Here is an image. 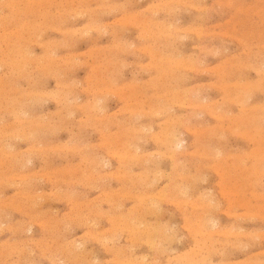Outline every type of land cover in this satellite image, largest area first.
Here are the masks:
<instances>
[{
  "label": "rangeland",
  "instance_id": "374dc122",
  "mask_svg": "<svg viewBox=\"0 0 264 264\" xmlns=\"http://www.w3.org/2000/svg\"><path fill=\"white\" fill-rule=\"evenodd\" d=\"M0 40V264H264V0H0Z\"/></svg>",
  "mask_w": 264,
  "mask_h": 264
},
{
  "label": "bare ground",
  "instance_id": "6f19581e",
  "mask_svg": "<svg viewBox=\"0 0 264 264\" xmlns=\"http://www.w3.org/2000/svg\"><path fill=\"white\" fill-rule=\"evenodd\" d=\"M118 1V0H117ZM96 2V1H95ZM168 2H171V1H168ZM186 2V1H185ZM190 2V1H189ZM64 3V2H63ZM187 3V2H186ZM35 4V3H34ZM159 4V3H158ZM166 4V3H165ZM184 4V3H183ZM161 5V4H160ZM167 5V4H166ZM185 5V4H184ZM149 6V5H148ZM157 6V5H156ZM168 6H169V4H168ZM192 6H194V5H192ZM117 7V6H116ZM163 7V6H162ZM194 7H196V6H194ZM122 8V7H121ZM157 8V7H156ZM161 8V7H160ZM201 8V7H200ZM98 9V8H97ZM177 9V8H176ZM197 9H199V8H197ZM29 10V9H28ZM168 10V9H167ZM175 10V9H174ZM212 10V9H211ZM117 11H119V10H117ZM139 11V10H138ZM154 11H155V9H154ZM159 11V10H158ZM161 11V10H160ZM166 11V10H165ZM170 11V10H169ZM173 11V10H172ZM176 11V10H175ZM238 11V10H237ZM153 12V11H152ZM156 12V11H155ZM208 12V11H207ZM83 13V12H82ZM139 13H140V11H139ZM172 13V12H171ZM182 13V12H181ZM257 13V12H256ZM62 14V13H61ZM70 14V13H69ZM168 14V13H167ZM135 15V14H134ZM133 15V16H134ZM95 16V15H94ZM99 16V15H98ZM101 16V15H100ZM71 17V16H70ZM152 18H153V16H151ZM87 18V17H86ZM166 18V17H165ZM200 18H202L201 16H200ZM59 19V18H58ZM101 19V18H100ZM158 19V18H157ZM91 20V19H90ZM90 20H88V21H90ZM151 20V19H150ZM159 20V19H158ZM157 20V21H158ZM168 20V19H167ZM15 21V20H14ZM58 21V20H57ZM155 21V20H154ZM162 22H164L163 20H161ZM68 22V21H67ZM97 22V21H96ZM160 22V21H159ZM243 22V21H242ZM241 22V23H242ZM86 23V22H85ZM161 23V22H160ZM180 23V22H179ZM234 23V22H233ZM232 23V24H233ZM236 23V22H235ZM152 24H154V23H152ZM151 24V25H152ZM237 24V23H236ZM149 25V24H148ZM157 25V24H156ZM192 25V24H191ZM99 26V25H98ZM147 26V25H146ZM170 26V25H169ZM190 26V25H189ZM188 26V27H189ZM143 27V26H142ZM150 27V26H149ZM154 27V26H153ZM167 27V26H166ZM233 27V26H232ZM100 28V27H99ZM98 28V29H99ZM156 28H158V27H156ZM172 28V27H171ZM186 28V27H185ZM206 28V27H205ZM101 29V28H100ZM152 29V28H151ZM227 29H228V27H227ZM235 29V28H234ZM243 29V28H242ZM169 30V29H168ZM167 30V31H168ZM183 30V29H182ZM185 30H187V28L185 29ZM233 30V29H232ZM18 31V30H17ZM58 31V30H57ZM94 31V30H93ZM171 31V30H170ZM190 31H192V30H190ZM243 31V30H242ZM153 32V31H152ZM152 32H151V34H152ZM155 32V31H154ZM161 32H162V30H161ZM201 32V31H200ZM213 32V31H212ZM226 32V31H225ZM163 33V32H162ZM211 33V32H210ZM214 33H216V32H214ZM240 33V32H239ZM92 34V33H91ZM224 34V33H223ZM36 35V34H35ZM100 35V34H99ZM164 35H167V34H164ZM171 35H173V34H171ZM225 35V34H224ZM240 35V34H239ZM259 35V34H258ZM78 36V35H77ZM82 36H84V35H82ZM96 36V35H95ZM148 36V35H147ZM39 37V36H38ZM149 37V36H148ZM163 37V36H162ZM171 37V36H170ZM199 37H200V35H199ZM216 37V36H215ZM154 38V37H153ZM152 38V39H153ZM183 38V37H182ZM211 38V37H210ZM242 38H244V37H242ZM33 39V38H32ZM159 39V38H158ZM167 39H170V38H167ZM74 40V39H73ZM178 40V39H177ZM1 41V40H0ZM75 41V40H74ZM88 41V40H87ZM172 41V40H171ZM170 41V42H171ZM8 42V41H7ZM130 42V41H129ZM168 42V41H167ZM221 42V41H220ZM240 42V41H239ZM116 43V42H115ZM119 43V42H118ZM156 43H158V42H156ZM156 43H154V44H156ZM163 43H166V42H163ZM162 43V44H163ZM94 44H95V42H94ZM198 44V43H197ZM225 44V43H224ZM4 45V44H3ZM71 45V44H70ZM170 45V44H169ZM173 45V44H172ZM183 45V44H182ZM213 45V44H212ZM75 46V45H74ZM118 46V45H117ZM165 46V45H164ZM181 46V45H180ZM214 46V45H213ZM217 46V45H216ZM114 47H116V44H115V46ZM160 47V46H159ZM162 47V46H161ZM166 47V46H165ZM203 47V46H202ZM256 47V46H255ZM103 48V47H102ZM173 48V47H172ZM216 48V47H215ZM223 48V47H222ZM98 49V48H97ZM111 49V48H110ZM117 49V48H116ZM152 49V48H151ZM118 50V49H117ZM122 50V49H121ZM176 50V49H175ZM217 50V49H216ZM252 50V49H251ZM124 51V50H123ZM169 51V50H168ZM183 51V50H182ZM208 51V50H207ZM223 51V50H222ZM103 52V51H102ZM112 52V51H111ZM119 52V51H118ZM181 52V51H180ZM221 52V51H220ZM219 52V53H220ZM251 52V51H250ZM167 53V52H166ZM206 53V52H205ZM218 53V52H217ZM222 53V52H221ZM123 54H124V52H123ZM163 54V53H162ZM234 54V53H233ZM250 54V53H249ZM26 55V54H25ZM75 55V54H74ZM152 55V54H151ZM164 55V54H163ZM198 55V54H197ZM204 55V54H203ZM209 55V54H208ZM64 56V55H63ZM98 56H100V55H98ZM120 56V55H119ZM159 56V55H158ZM167 56V55H166ZM170 57H171V55H169ZM186 56V55H185ZM184 56V57H185ZM247 56V55H246ZM257 56V55H256ZM122 57V56H121ZM155 57V56H154ZM196 57V56H195ZM194 57V58H195ZM71 58V57H70ZM172 58V57H171ZM179 58H180V56H179ZM204 58V57H203ZM231 58H232V56H231ZM237 58H240V57H237ZM243 58V57H242ZM164 59V58H163ZM182 59V58H181ZM193 59V58H192ZM61 60V59H60ZM100 60V59H99ZM118 60V59H117ZM116 60V61H117ZM175 60V59H174ZM178 60V59H177ZM177 60H175V61H177ZM198 60H199V58H198ZM204 60V59H203ZM235 60V59H234ZM256 60V59H255ZM154 61H156V60H154ZM202 61V60H201ZM241 61V60H240ZM242 61H243V59H242ZM246 61V60H245ZM114 62V61H113ZM119 62V61H118ZM117 62V63H118ZM148 62V61H147ZM153 62V61H152ZM159 62V61H158ZM184 62V61H183ZM186 62V61H185ZM190 62V61H189ZM198 62V61H197ZM203 62V61H202ZM162 63V62H161ZM226 63H227V60H226ZM238 63V62H237ZM100 64V63H99ZM114 64V63H113ZM196 64H198V63H196ZM202 64V63H201ZM229 64H230V62H229ZM228 64V65H229ZM241 64V63H240ZM256 64V63H255ZM25 65V64H24ZM151 65H153V64H151ZM150 65V66H151ZM166 65V64H165ZM182 65V64H181ZM216 65V64H215ZM260 65V64H259ZM63 66V65H62ZM111 66V65H110ZM113 66H115V65H113ZM224 66V65H223ZM234 66H236V65H234ZM233 66V67H234ZM241 65H239V67H240ZM247 66V65H246ZM37 67V66H36ZM105 67V66H104ZM166 67V66H165ZM243 67V66H242ZM259 67V66H258ZM118 68V67H117ZM123 68V67H122ZM151 68V67H150ZM162 68V67H161ZM207 68H209V67H207ZM213 68V67H212ZM218 68V67H217ZM229 68H231V66L229 67ZM96 69V68H95ZM98 69V68H97ZM113 69V68H112ZM114 69H116V68H114ZM169 69H170V67H169ZM206 69V68H205ZM247 69H248V67H247ZM62 70V69H61ZM68 70V69H67ZM101 70V69H100ZM121 70V69H120ZM216 70H218V69H216ZM256 70V69H255ZM95 71V70H94ZM99 71V70H98ZM169 71V70H168ZM210 71V70H209ZM229 71V70H228ZM42 72V71H41ZM96 72V71H95ZM186 72V71H185ZM230 72V71H229ZM264 72V71H263ZM57 73H58V71H57ZM119 73V72H118ZM211 73H212V70H211ZM220 73H221V71H220ZM218 74V73H217ZM224 74H225V72H224ZM229 74V73H228ZM236 74H237V72H236ZM240 74V73H239ZM257 74H259V73H257ZM56 75V74H55ZM94 75V74H93ZM118 75V74H117ZM158 75H160V74H158ZM213 75V74H212ZM227 75V74H226ZM226 75H225V77H226ZM231 75V74H230ZM229 75V76H230ZM62 76V75H61ZM152 76V75H151ZM161 76V75H160ZM240 76V75H239ZM55 78V77H54ZM53 78V79H54ZM118 78V77H117ZM85 79V78H84ZM115 79H116V77H115ZM148 79V78H147ZM155 79V78H154ZM158 79V78H157ZM185 79V78H184ZM233 79V78H232ZM238 79V78H237ZM103 80V79H102ZM117 80V79H116ZM135 80V79H134ZM165 80V79H164ZM168 80V79H167ZM179 80V79H178ZM221 80V79H220ZM148 81V80H147ZM151 81V80H150ZM169 81V80H168ZM185 81V80H184ZM215 81V80H214ZM95 82H96V80H95ZM116 82V81H115ZM160 82V81H159ZM142 83V82H141ZM155 83V82H154ZM153 83V84H154ZM217 83V82H216ZM261 83V82H260ZM95 84V83H94ZM152 84V85H153ZM96 85H97V82H96ZM168 85V84H167ZM261 85V84H260ZM147 86V85H146ZM165 86V85H164ZM95 87V86H94ZM120 87V86H119ZM139 87V86H138ZM149 87V86H148ZM147 87V88H148ZM229 87V86H228ZM247 87V86H246ZM65 88H66V86H65ZM141 88V87H140ZM155 88V87H154ZM232 88V87H231ZM248 88V87H247ZM246 88V89H247ZM255 88V87H254ZM34 89V88H33ZM97 89V88H96ZM149 89V88H148ZM174 89V88H173ZM221 89V88H220ZM155 90V89H154ZM186 90V89H185ZM193 90V89H192ZM254 90V89H253ZM141 91V90H140ZM158 91V90H157ZM167 91V90H166ZM243 91V90H242ZM256 91V90H255ZM55 92V91H54ZM57 92V91H56ZM115 92V91H114ZM146 92V91H145ZM160 92V91H159ZM176 92V91H175ZM197 92V91H196ZM245 92H246V90H245ZM257 92V91H256ZM264 92V91H263ZM70 93V92H69ZM94 93V92H93ZM157 93V92H156ZM252 93V92H251ZM258 93V92H257ZM164 94V93H163ZM172 94V93H171ZM260 94V93H259ZM192 95V94H191ZM225 95V94H224ZM228 94H226V96H227ZM240 95V97H241V94H239ZM97 96V95H96ZM118 96V95H117ZM132 96V95H131ZM203 96V95H202ZM242 96H244V95H242ZM249 96V95H248ZM100 97V96H99ZM154 97V96H153ZM69 98V97H68ZM120 98V97H119ZM136 98V97H135ZM134 98V99H135ZM159 98H160V96H159ZM172 98H173V96H172ZM251 98V97H250ZM34 99V98H33ZM121 99V98H120ZM156 99V98H155ZM28 100V99H27ZM54 100V99H53ZM98 100V99H97ZM96 100V101H97ZM133 100V99H132ZM165 100V99H164ZM57 101V100H56ZM151 101V100H150ZM55 102V101H54ZM66 102V101H65ZM76 102V101H75ZM149 102V101H148ZM158 102H160V101H158ZM238 102H240V101H238ZM249 102V101H248ZM103 103H104V101H103ZM124 103H125V101H124ZM258 103V102H257ZM57 104V103H56ZM61 104V103H60ZM123 104V103H122ZM150 104V103H149ZM161 104V103H160ZM175 104H176V101H175ZM228 104V103H227ZM242 104V103H241ZM132 105V104H131ZM154 105V104H153ZM201 105V104H200ZM230 105V104H229ZM122 106V105H121ZM128 106V105H127ZM136 106V105H135ZM152 106V105H151ZM155 106V105H154ZM185 106V105H184ZM193 106V105H192ZM226 106V105H225ZM37 107V106H36ZM107 108V107H106ZM157 108V107H156ZM168 108H170V107H168ZM225 108H227V107H225ZM230 108V107H229ZM232 108V107H231ZM77 109V108H76ZM100 109V108H99ZM103 109V108H102ZM158 109V108H157ZM172 109V108H171ZM189 109V108H188ZM244 109V108H243ZM251 109V108H250ZM79 110V109H78ZM85 109H83V111H84ZM107 110V109H106ZM152 110V109H151ZM174 110V109H173ZM184 110V109H183ZM186 110V109H185ZM223 110V109H222ZM264 110V109H263ZM87 111V110H86ZM139 111V110H138ZM160 111V110H159ZM256 111V110H255ZM254 111V112H255ZM76 112H77V110H76ZM140 112V111H139ZM190 112H192V111H190ZM252 112V111H251ZM60 113V112H59ZM86 113V112H85ZM130 113H131V111H130ZM155 113V112H154ZM158 113V112H157ZM5 114V113H4ZM46 114V113H45ZM79 114V113H78ZM132 114V113H131ZM173 115V114H172ZM190 115V114H189ZM214 115V114H213ZM63 116H65V115H63ZM123 116V115H122ZM129 116H130V114H129ZM149 116H151V115H149ZM175 116V115H174ZM182 116V115H181ZM263 116V115H262ZM23 117H24V115H23ZM58 117H59V115H58ZM185 117V116H184ZM190 117V116H189ZM35 118V117H34ZM141 118H143V117H141ZM150 118V117H149ZM153 118V117H152ZM155 118V117H154ZM176 118V117H175ZM235 118H236V116H235ZM260 118V117H259ZM115 119V118H114ZM130 119V118H129ZM243 119V118H242ZM172 120V119H171ZM194 120V119H193ZM241 120V119H240ZM253 120V119H252ZM19 121V120H18ZM245 121V120H244ZM254 121V120H253ZM66 122V121H65ZM125 122V121H124ZM131 122V121H130ZM133 122V121H132ZM171 122V121H170ZM190 122V121H189ZM249 122V121H248ZM47 123V122H46ZM92 123H93V121H92ZM156 123V122H155ZM163 123V122H162ZM165 123V122H164ZM180 123V122H179ZM188 123V122H187ZM192 123V122H191ZM250 123V122H249ZM63 124V123H62ZM75 124V123H74ZM104 124V123H103ZM116 124V123H115ZM129 124V123H128ZM44 125V124H43ZM42 125V126H43ZM93 125V124H92ZM102 125V124H101ZM108 125V124H107ZM117 125V124H116ZM180 125V124H179ZM244 125V124H243ZM46 126V125H45ZM96 126V125H95ZM94 126V127H95ZM105 126H106V124H105ZM152 126V125H151ZM203 126V125H202ZM46 127H48V126H46ZM122 127V126H121ZM141 127V126H140ZM162 127V126H161ZM160 127V128H161ZM185 126H183V128H184ZM3 128V127H2ZM148 128V127H147ZM150 128V127H149ZM11 129V128H10ZM52 129V128H51ZM91 129V128H90ZM133 129V128H132ZM141 129V128H140ZM150 129H152V128H150ZM237 129V128H236ZM38 130V129H37ZM111 130V129H110ZM147 130V129H146ZM195 130V129H194ZM206 130V129H205ZM221 130H222V128H221ZM258 130V129H257ZM262 130V129H261ZM53 131V130H52ZM100 131V130H99ZM126 131V130H125ZM142 131H143V129H142ZM168 131V130H167ZM223 131V130H222ZM134 132V131H133ZM138 132V131H137ZM192 132V131H191ZM214 132V131H213ZM225 132V131H224ZM42 133H44V132H42ZM52 133V132H51ZM55 133V132H54ZM53 133V134H54ZM119 133V132H118ZM127 133H129V132H127ZM139 133V132H138ZM141 133V132H140ZM143 133V132H142ZM157 133V132H156ZM165 133V132H164ZM189 133V132H188ZM227 133V132H226ZM225 133V134H226ZM256 133V132H255ZM259 133H260V131H259ZM2 134V133H1ZM35 134H37V133H35ZM71 134V133H70ZM112 134V133H111ZM145 134V133H144ZM143 134V135H144ZM170 134H171V132H170ZM76 135V134H75ZM80 135V134H79ZM90 134H88V136H89ZM122 135H124V134H122ZM140 135V134H139ZM178 135V134H177ZM184 135V134H183ZM206 135V134H205ZM74 136V135H73ZM72 136V137H73ZM134 136V135H133ZM167 136V135H166ZM71 137V136H70ZM99 137V136H98ZM137 137V136H136ZM144 137V136H143ZM176 137H178V136H176ZM221 137V136H220ZM83 138V137H82ZM82 138H80V139H82ZM122 137L120 136V139H121ZM127 138V137H126ZM131 138H132V136H131ZM22 139V138H21ZM30 139V138H29ZM107 139V138H106ZM114 139V138H113ZM128 139V138H127ZM175 139H177V138H175ZM222 139V141H223V138H221ZM257 139H258V137H257ZM85 140V139H84ZM118 140V139H117ZM158 140V139H157ZM220 140V139H219ZM253 140H255V139H253ZM101 142H102V140H100ZM129 141V140H128ZM131 141V140H130ZM155 141V140H154ZM170 141V140H169ZM133 142H134V140H133ZM166 142V141H165ZM183 142V141H182ZM217 142V141H216ZM260 142V141H259ZM79 143V142H78ZM87 143V142H86ZM145 143V142H144ZM163 143H164V141H163ZM172 143V142H171ZM179 143V142H178ZM195 143V142H194ZM210 143V142H209ZM258 143V142H257ZM260 143H262V142H260ZM77 144V143H76ZM130 144V143H129ZM165 144V143H164ZM180 144V143H179ZM259 144V143H258ZM119 145V144H118ZM132 146H133V144H131ZM140 145V144H139ZM12 146V145H11ZM163 146H165L166 147V145H163ZM174 146V145H173ZM213 147H215L214 145H212ZM124 147V146H123ZM134 147V146H133ZM135 147H136V145H135ZM138 147V146H137ZM169 147V146H168ZM171 147V146H170ZM177 147V146H176ZM188 147V146H187ZM208 147L209 146H207V149H208ZM83 148H86V147H83ZM101 148H102V146H101ZM117 148H118V146H117ZM172 148V147H171ZM170 148V149H171ZM178 148H179V146H178ZM182 148V147H181ZM205 148V147H204ZM204 148H203V150H204ZM254 148H257V147H254ZM261 148V147H260ZM166 149V148H165ZM199 149V148H198ZM206 149V148H205ZM52 150H54V149H52ZM62 150V149H61ZM103 150V149H102ZM140 150H142V149H140ZM181 150V149H180ZM179 150V151H180ZM211 150H213V149H211ZM227 150V149H226ZM225 150V151H226ZM260 150V149H259ZM101 151V150H100ZM199 151V150H198ZM209 151V150H208ZM223 151V150H222ZM176 152V151H175ZM181 152V151H180ZM56 153V152H55ZM74 153V152H73ZM80 153H82V152H80ZM105 153V152H104ZM111 153V152H110ZM136 153V152H135ZM157 153V152H156ZM220 153V152H219ZM76 154V153H75ZM79 154V153H78ZM92 154V153H91ZM131 154V153H130ZM164 154V153H163ZM162 154V155H163ZM171 154H173V153H171ZM195 154V153H194ZM207 154V153H206ZM54 155V154H53ZM57 155V154H56ZM90 155V154H89ZM142 155V154H141ZM161 155V156H162ZM174 155H176L177 156V152H176V154H174ZM173 155V156H174ZM189 155V154H188ZM187 155V156H188ZM218 155V154H217ZM220 155V154H219ZM60 156V155H59ZM64 156V155H63ZM72 156V155H71ZM98 156V155H97ZM124 156H126V155H124ZM164 156V155H163ZM169 156V155H168ZM172 156V157H173ZM175 156V157H176ZM180 156H181V153H180ZM179 156V157H180ZM193 156V155H192ZM196 156V155H195ZM211 156V155H210ZM213 156V155H212ZM221 156V155H220ZM249 156V155H248ZM53 157V156H52ZM154 157V156H153ZM60 158V157H59ZM102 158H104V157H102ZM112 158V157H111ZM131 158V157H130ZM136 158V157H135ZM150 158V157H149ZM157 158H159V157H157ZM164 158V157H163ZM170 158V157H169ZM190 158H191V156H190ZM127 159V158H126ZM153 159V158H152ZM161 159V158H160ZM173 159V158H172ZM171 159V160H172ZM201 159V158H200ZM205 159V158H204ZM206 159H207V157H206ZM70 160V159H69ZM100 160V159H99ZM139 160H140V158H139ZM156 160V159H155ZM154 160V161H155ZM158 160V159H157ZM170 160V159H169ZM195 160H197V159H195ZM208 160V159H207ZM28 161V160H27ZM39 161V160H38ZM82 161V160H81ZM102 161V160H101ZM120 161V160H119ZM125 161H127V160H125ZM131 161V160H130ZM174 161V160H173ZM178 161V164H180L179 163V160H177ZM202 161V160H201ZM206 161V160H205ZM209 161V160H208ZM140 162H141V160H140ZM147 162V161H146ZM149 162V161H148ZM181 162V161H180ZM254 162V161H253ZM27 163H29V162H27ZM26 163V164H27ZM91 163V162H90ZM144 163H145V161H144ZM151 163V162H150ZM69 164V163H68ZM67 164V165H68ZM130 164V163H129ZM131 164H132V161H131ZM134 164V163H133ZM146 164V163H145ZM75 165V164H74ZM80 165V164H79ZM86 165V164H85ZM123 165V164H122ZM126 165V164H125ZM139 165V164H138ZM141 165H143V164H141ZM147 165H149V164H147ZM155 165V164H154ZM198 165V164H197ZM235 165H236V163H235ZM96 166V165H95ZM94 166V167H95ZM102 166V165H101ZM104 166V165H103ZM136 166V165H135ZM172 166H173V164H172ZM199 166V165H198ZM203 166V165H202ZM234 166V165H233ZM233 166H232V168H233ZM6 167V166H5ZM88 167V166H87ZM99 167V166H98ZM147 167V166H146ZM156 167H157V165H156ZM155 167V168H156ZM1 168V167H0ZM16 168V167H15ZM152 168V167H151ZM177 168V167H176ZM219 168V167H218ZM217 168V169H218ZM228 168V167H227ZM8 169V168H7ZM115 169V168H114ZM172 169V168H171ZM188 169H189V167H188ZM187 169V170H188ZM14 170V169H13ZM119 170V169H118ZM122 170V169H121ZM147 170V169H146ZM145 170V171H146ZM153 170V169H152ZM180 170V169H179ZM183 170V169H182ZM224 170V169H223ZM235 170V169H234ZM114 171V170H113ZM112 171V172H113ZM186 171V170H185ZM189 171V170H188ZM225 171V170H224ZM136 172V171H135ZM153 172V171H152ZM159 172H160V170H159ZM240 172V171H239ZM76 173H79V172H76ZM84 173V172H83ZM134 173V172H133ZM139 173V172H138ZM172 173V172H171ZM180 173H182V172H179V174ZM195 173V172H194ZM201 173V172H200ZM241 173H242V171H241ZM259 173V172H258ZM30 174V173H29ZM137 174V173H136ZM157 174V173H156ZM155 174V175H156ZM164 174V173H163ZM167 174V173H166ZM165 174V175H166ZM174 174V173H173ZM199 174V173H198ZM247 174V173H246ZM28 175V174H27ZM79 175V174H78ZM171 175V174H170ZM211 175V174H210ZM251 175V174H250ZM32 176V175H31ZM34 176V175H33ZM108 176V175H107ZM107 176H105V177H107ZM126 176V175H125ZM183 176V175H182ZM200 176V175H199ZM203 176H205V175H203ZM241 176V175H240ZM259 176V175H258ZM92 177V176H91ZM94 177V176H93ZM101 177V176H100ZM119 177V176H118ZM123 177V176H122ZM121 177V178H122ZM128 177V176H127ZM130 177V176H129ZM159 177V176H158ZM188 177V176H187ZM191 177V176H190ZM225 177V176H224ZM254 177V176H253ZM13 178V177H12ZM17 178V177H16ZM86 178V177H85ZM97 178H99V177H97ZM147 178V177H146ZM170 178V177H169ZM175 178V177H174ZM183 178V177H182ZM192 178V177H191ZM194 178V177H193ZM221 178V177H220ZM30 179V178H29ZM41 179V178H40ZM84 179V178H83ZM152 179H153V176H152ZM156 179V178H155ZM160 179V178H159ZM185 179H186V177H185ZM195 179H197V178H195ZM206 179V178H205ZM260 179H261V177H260ZM36 180V179H35ZM114 180H116V179H114ZM122 180V179H121ZM182 180V179H181ZM187 180V179H186ZM204 180V179H203ZM241 180V179H240ZM243 180V179H242ZM98 181L99 180H97V183H98ZM111 181V180H110ZM148 181H150V180H148ZM204 181H206V180H204ZM260 182H261V180H259ZM34 182V181H33ZM127 182V181H126ZM146 182V181H145ZM155 182V181H154ZM175 182V181H174ZM194 182V181H193ZM219 182V181H218ZM230 182V181H229ZM233 182V181H232ZM237 182V181H236ZM241 182V181H240ZM256 182H257V180H256ZM18 183V182H17ZM74 183V182H73ZM91 183V182H90ZM102 183V182H101ZM101 183H99V184H101ZM139 183H141L140 181H139ZM196 182H194V184H195ZM231 183V182H230ZM251 183V182H250ZM259 183V182H258ZM264 183V182H263ZM22 184V183H21ZM71 184V183H70ZM144 184V183H143ZM150 184V183H149ZM152 184V183H151ZM189 184V183H188ZM11 185V184H10ZM73 185V184H72ZM111 185V184H110ZM129 185V184H128ZM136 185V184H135ZM137 185H140V184H137ZM165 185V184H164ZM170 185H172V184H170ZM185 185V184H184ZM196 185V184H195ZM229 185V184H228ZM248 185H250V184H248ZM259 185V184H258ZM12 186V185H11ZM55 186V185H54ZM107 186V185H106ZM173 186V185H172ZM178 186V185H177ZM187 186H189V185H187ZM252 186H253V184H252ZM261 186V185H260ZM98 187H99V185H98ZM135 187V186H134ZM142 187V186H141ZM234 187V186H233ZM129 188V187H128ZM136 188V187H135ZM177 188V187H176ZM182 188V187H181ZM181 188H180V190H181ZM184 188V187H183ZM188 188V187H187ZM90 189V188H89ZM94 189V188H93ZM123 189V188H122ZM149 189V188H148ZM185 189V188H184ZM193 189V188H192ZM36 190V189H35ZM118 190V189H117ZM147 190V189H146ZM165 190V189H164ZM167 190V189H166ZM186 190V189H185ZM209 190V189H208ZM239 190V189H238ZM54 191V190H53ZM128 191V190H127ZM131 191V190H130ZM151 191V190H150ZM64 192H66V191H64ZM129 192V191H128ZM134 192V191H133ZM143 192V191H142ZM147 192V191H146ZM162 192V191H161ZM171 192V191H170ZM51 193V192H50ZM137 193V192H136ZM144 193V192H143ZM210 193V192H209ZM11 194V193H10ZM157 194H159V193H157ZM182 194V193H181ZM211 194V193H210ZM228 194V193H227ZM230 194V193H229ZM235 194V193H234ZM260 194V193H259ZM258 194V195H259ZM97 195V194H96ZM252 195V194H251ZM88 196V195H87ZM125 196V195H124ZM182 196V195H181ZM17 197H19V196H17ZM71 197V196H70ZM169 196H166V198H168ZM216 197V196H215ZM261 197V196H260ZM264 197V196H263ZM110 198V197H109ZM115 198V197H114ZM125 198V197H124ZM162 198V197H161ZM232 198H234L233 196H232ZM262 198V197H261ZM38 199V198H37ZM51 199V198H50ZM128 199V198H127ZM133 199V198H132ZM142 199V198H141ZM145 199V198H144ZM32 200H33V198H32ZM31 200V201H32ZM107 200V199H106ZM114 200V199H113ZM117 200V199H116ZM138 200H140V199H138ZM143 200V199H142ZM2 201V200H1ZM42 201V200H41ZM61 201V200H60ZM118 201H119V199H118ZM202 201V200H201ZM226 201V200H225ZM239 201V200H238ZM255 201V200H254ZM257 201V200H256ZM39 202V201H38ZM139 202V201H138ZM29 203V202H28ZM41 203V202H40ZM97 203V202H96ZM118 203V202H117ZM116 203V204H117ZM149 203V202H148ZM158 203V202H157ZM161 203H162V201H161ZM172 203V202H171ZM185 203V202H184ZM230 203V202H229ZM233 203V202H232ZM71 204V203H70ZM85 204V203H84ZM91 204V203H90ZM120 204V203H119ZM210 204V203H209ZM228 204V203H227ZM18 205V204H17ZM42 205V204H41ZM73 205V204H72ZM93 205V204H92ZM155 205V204H154ZM157 205V204H156ZM164 205V204H163ZM232 205V204H231ZM4 206V205H3ZM32 206V205H31ZM39 206V205H38ZM75 206V205H74ZM117 206V205H116ZM138 206V205H137ZM142 206V205H141ZM211 206V205H210ZM229 205H227V207H228ZM241 206L243 207V204H241ZM72 207V206H71ZM101 207V206H100ZM114 207V206H113ZM132 207V206H131ZM143 207V206H142ZM181 207V206H180ZM231 207V206H230ZM98 208V207H97ZM3 209V208H2ZM6 209V208H5ZM5 209H4V211H5ZM65 209V208H64ZM69 209H71V208H69ZM75 209V208H74ZM90 209H92L91 207H90ZM152 209H153V206H152ZM22 210V209H21ZM88 210V209H87ZM113 210H115V208L113 209ZM112 210V211H113ZM257 210H258V208H257ZM8 211V210H7ZM14 211V210H13ZM45 211V210H44ZM49 211V210H48ZM103 211V210H102ZM120 211V210H119ZM184 211V210H183ZM250 211V210H249ZM58 212V211H57ZM70 212V211H69ZM68 212V213H69ZM81 212V211H80ZM140 212V211H139ZM157 212V211H156ZM223 212V211H222ZM258 212V211H257ZM19 213V212H18ZM44 213V212H43ZM133 213V212H132ZM136 213V212H135ZM149 213V212H148ZM42 214V213H41ZM79 214V213H78ZM109 214V213H108ZM126 214V213H125ZM147 214V213H146ZM210 214V213H209ZM218 214V213H217ZM254 214V213H253ZM260 214V213H259ZM23 215V214H22ZM28 215V214H27ZM63 215V214H62ZM68 215V214H67ZM66 215V217H68ZM132 215V214H131ZM255 215V214H254ZM10 216H11V213H10ZM76 216V215H75ZM153 216V215H152ZM151 216V217H152ZM204 216V215H203ZM231 216V215H230ZM261 216V215H260ZM4 217V216H3ZM62 217V216H61ZM84 217V216H83ZM86 217V216H85ZM89 217V216H88ZM92 217V216H91ZM101 217V216H100ZM147 217V216H146ZM30 218V217H29ZM39 218V217H38ZM50 218H51V216H50ZM74 218V217H73ZM144 220H145V218L144 217H142ZM204 218V217H203ZM215 218V217H214ZM239 218V217H238ZM58 219H60V218H58ZM83 219V218H82ZM108 219V218H107ZM243 219V218H242ZM61 220V219H60ZM67 220V219H66ZM89 220V219H88ZM97 220H98V218H97ZM127 220V219H126ZM132 220V219H131ZM154 220V219H153ZM198 220V219H197ZM216 220V219H215ZM72 221H74V220H72ZM71 221V222H72ZM84 221V220H83ZM130 221V220H129ZM137 221V220H136ZM205 221V220H204ZM29 222V221H28ZM54 222H56V221H54ZM81 222V221H80ZM146 222V221H145ZM207 222V221H206ZM15 223V222H14ZM95 223V222H94ZM8 224V223H7ZM59 224V223H58ZM63 224V223H62ZM74 224V223H73ZM85 224V223H84ZM97 224V223H96ZM102 224V223H101ZM122 224V223H121ZM156 224H157V221H156ZM18 225V224H17ZM56 225V224H55ZM68 225H70L69 223H68ZM94 225V224H93ZM135 225V224H134ZM175 225V224H174ZM24 226H25V224H24ZM85 226V225H84ZM88 226V225H87ZM97 226V225H96ZM129 226V225H128ZM146 226V225H145ZM148 226H149V224H148ZM184 226V225H183ZM199 226V225H198ZM53 227V226H52ZM57 227V226H56ZM136 227V226H135ZM151 227V226H150ZM169 227V226H168ZM172 227V226H171ZM213 227V226H212ZM215 227V226H214ZM30 228V227H29ZM49 228V227H48ZM73 228V227H72ZM137 229H138V226L136 227ZM176 228V227H175ZM1 229V228H0ZM27 229V228H26ZM40 229V228H39ZM59 229V228H58ZM146 229V228H145ZM166 229V228H165ZM171 229V228H170ZM169 229V230H170ZM240 229V228H239ZM253 229V228H252ZM15 230V229H14ZM14 230H13V233H14ZM18 230V229H17ZM47 231V230H46ZM64 231V230H63ZM69 231H71V230H69ZM73 231V230H72ZM136 231V230H135ZM19 232V231H18ZM62 232V231H61ZM96 232V231H95ZM144 232V231H143ZM142 232V233H143ZM157 232V231H156ZM162 232V231H161ZM167 232V231H166ZM257 232V231H256ZM256 232H255V234H256ZM15 233H17V232H15ZM37 233V232H36ZM58 233V232H57ZM65 233H66V231H65ZM87 233V232H86ZM116 233V232H115ZM137 233V232H136ZM159 233V232H158ZM223 233V232H222ZM10 234V233H9ZM31 234V233H30ZM85 234V233H84ZM89 234V233H88ZM96 234H97V232H96ZM104 234V233H103ZM108 234V233H107ZM162 234V233H161ZM187 234V233H186ZM90 235V234H89ZM140 235V234H139ZM141 235H143V234H141ZM140 235V236H141ZM147 235V234H146ZM19 236V235H18ZM94 236V235H93ZM137 236V235H136ZM151 236H153V235H151ZM165 235H163V237H164ZM174 236V235H173ZM181 236V235H180ZM240 236V235H239ZM59 237V236H58ZM92 237V236H91ZM167 237V236H166ZM170 237H171V235H170ZM201 237V236H200ZM243 237H244V235H243ZM259 237V236H258ZM93 238V237H92ZM113 238V237H112ZM178 238V237H177ZM56 239V238H55ZM59 239V238H58ZM117 239V238H116ZM45 240V239H44ZM83 240V239H82ZM92 240V239H91ZM119 240V239H118ZM127 240V239H126ZM169 240V239H168ZM193 240V239H192ZM2 241V240H1ZM27 241V240H26ZM80 241H81V239H80ZM88 241V240H87ZM110 241V240H109ZM131 241V240H130ZM158 241V240H157ZM170 241V240H169ZM30 242V241H29ZM28 242V243H29ZM54 242V241H53ZM69 242V241H68ZM171 242V241H170ZM4 243V242H3ZM56 243V242H55ZM77 243V242H76ZM104 243H106L105 241H104ZM131 243V242H130ZM83 244V243H82ZM102 244V243H101ZM133 244V243H132ZM136 244V243H135ZM151 243H149V245H150ZM155 244V243H154ZM161 244V243H160ZM200 244V243H199ZM69 245V244H68ZM152 245V244H151ZM172 245V244H171ZM247 245V244H246ZM49 246V245H48ZM79 246V245H78ZM136 246V245H135ZM155 246H156V244H155ZM45 247V246H44ZM102 247V246H101ZM126 248H127V246H125ZM158 247V246H157ZM209 247V246H208ZM113 248V247H112ZM124 248V247H123ZM136 248V247H135ZM240 248V247H239ZM55 249V248H54ZM105 249V248H104ZM241 249H243V248H241ZM11 250V249H10ZM174 249H172V251H173ZM218 250V249H217ZM12 251V250H11ZM26 251V250H25ZM71 251V250H70ZM91 251V250H90ZM117 251V250H116ZM115 251V252H116ZM132 251V250H131ZM190 251V250H189ZM192 251H193V249H192ZM18 252H20V251H18ZM46 252V251H45ZM89 252V251H88ZM107 252V251H106ZM133 252V251H132ZM5 253V252H4ZM30 253V252H29ZM32 253V252H31ZM34 253V252H33ZM51 253V252H50ZM94 253V252H93ZM108 253H110V252H108ZM187 253H189V252H187ZM258 253V252H257ZM3 254V253H2ZM25 254V253H24ZM181 254V253H180ZM32 255V254H31ZM30 255V256H31ZM41 255V254H40ZM50 255V254H49ZM3 256V255H2ZM44 256V255H43ZM82 256V255H81ZM155 256V255H154ZM66 257V256H65ZM77 257V256H76ZM96 257V256H95ZM141 257V256H140ZM199 257V256H198ZM12 258V257H11ZM53 258H54V256H53ZM64 258V257H63ZM79 258V257H78ZM77 258V259H78ZM211 258V257H210ZM209 258V259H210ZM17 259V258H16ZM57 259H59V258H57ZM96 259V258H95ZM199 259V258H198ZM78 260H80V259H78ZM77 260V261H78ZM52 261V260H51ZM51 261H49V262H51ZM76 261V260H75ZM138 261V260H137ZM233 261V260H232ZM231 261V262H232ZM16 262V261H15ZM18 262H19V259H18ZM56 262V261H55ZM73 262V261H72ZM98 262V261H97ZM107 262V261H106ZM111 262V261H110ZM149 262V261H148ZM152 262V261H151ZM150 262V263H151ZM199 262V261H198ZM206 262V261H205ZM208 262H210V261H208ZM218 262V261H217ZM238 262V261H237ZM246 261H244V263H245ZM253 262V261H252ZM20 263V262H19ZM57 263H58V261H57ZM99 263V262H98ZM235 263V262H234ZM254 263V262H253ZM74 264H75V262H74ZM76 264H77V262H76ZM132 264V263H131ZM247 264H250L249 263V261H248V263Z\"/></svg>",
  "mask_w": 264,
  "mask_h": 264
}]
</instances>
